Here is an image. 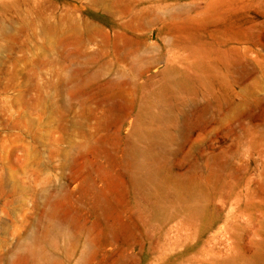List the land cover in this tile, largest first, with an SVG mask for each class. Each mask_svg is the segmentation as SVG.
I'll use <instances>...</instances> for the list:
<instances>
[{"label": "rangeland", "instance_id": "374dc122", "mask_svg": "<svg viewBox=\"0 0 264 264\" xmlns=\"http://www.w3.org/2000/svg\"><path fill=\"white\" fill-rule=\"evenodd\" d=\"M0 264H264V0H0Z\"/></svg>", "mask_w": 264, "mask_h": 264}]
</instances>
